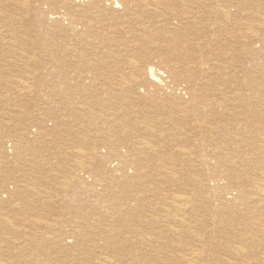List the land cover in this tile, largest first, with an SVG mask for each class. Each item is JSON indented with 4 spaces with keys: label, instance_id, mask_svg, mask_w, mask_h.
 Here are the masks:
<instances>
[{
    "label": "bare ground",
    "instance_id": "bare-ground-1",
    "mask_svg": "<svg viewBox=\"0 0 264 264\" xmlns=\"http://www.w3.org/2000/svg\"><path fill=\"white\" fill-rule=\"evenodd\" d=\"M259 79L264 0H0V264H264Z\"/></svg>",
    "mask_w": 264,
    "mask_h": 264
},
{
    "label": "rangeland",
    "instance_id": "rangeland-1",
    "mask_svg": "<svg viewBox=\"0 0 264 264\" xmlns=\"http://www.w3.org/2000/svg\"><path fill=\"white\" fill-rule=\"evenodd\" d=\"M239 47V50H238V55L239 56H243V57H245V55H246V53L245 54H241V53H243V51H244V46H238ZM236 65L238 66V67H248V63L247 62H242L241 63V60H239V61H237V63H236ZM251 69V71H252V76H255L256 78L258 77V75L255 73V70L254 69H252V68H250ZM163 79H165L166 80V78H163ZM180 82V83H179ZM264 81H263V79H259L258 80V83L259 84H262ZM182 84V85H185V82L184 81H182V80H180V81H176V82H174V83H171V82H169V83H167L168 85H170V86H174V87H178V86H181V85H179V84ZM172 84V85H171ZM166 88V87H165ZM262 89H264V85H262V87H261ZM54 98V97H53ZM32 99V98H31ZM26 100H29V98H26ZM171 100H173V99H171ZM170 100V101H171ZM170 101H168L167 103H170ZM174 101H177V100H174ZM167 103H164V107H161V109H160V105H157L155 108H153V106H152V104H150L149 103V108L152 110V111H154V110H158V111H165L164 113H166V114H169V108L167 109ZM46 104H47V102H46V100L44 99V101L42 102V103H39L38 105H37V103H34V104H32L31 105V108H33V109H31L30 108V112H31V114L33 115V116H35L36 117V115L38 116L37 118L38 119H40L41 118V116H47V113H44L43 115H40V117H39V114H37L38 113V109H42V111L43 112H46V109H47V107H48V104H47V106H46ZM147 104V103H146ZM141 105H144V103H142ZM36 107V108H35ZM166 107V108H165ZM159 108V109H158ZM164 108V109H163ZM163 109V110H162ZM151 111V112H152ZM2 112H6L5 113V115H3L2 116V114H0V119H2V118H6L8 115H11V114H15V113H17V114H20V113H18V112H11V113H8V111L7 110H2ZM8 113V114H7ZM108 113H112V111L111 112H109L108 110H107V112H106V115H108ZM25 115H28L26 112L24 113ZM20 115H23L22 113L20 114ZM110 115V114H109ZM116 119H117V117H116ZM119 121V120H118ZM55 122H56V116H54V117H52V118H50L49 116H47V117H45L44 118V121H42L40 124L38 123V121L36 122L37 123V126L42 130V131H44V132H46V137L48 136V137H50L51 139H53V140H51V142H47V141H45V143L43 144L42 142V144L41 143H39L40 142V140H38V143L36 144V145H34L38 150H37V156H38V159H40V160H38V159H36L37 160V162H45V157L47 156L48 158H47V160H48V162H50V163H54L55 162V158L54 159H52L51 157H52V153L53 154H55V149L57 148V141H58V138H60V131L57 129V127L55 126ZM109 122V121H108ZM111 122H113V123H111ZM111 124H116V123H118V122H116V120H111ZM42 123H44V124H42ZM39 124V125H38ZM9 126H11V128L10 127H6L5 128V131H4V133L0 136L1 137V139H0V141H4V140H9V139H12V138H14L13 136H14V133H16L19 129H21V127H22V125L20 126L19 125V129H18V127H15L14 126V124L12 125V124H10ZM28 128V127H27ZM18 129V130H17ZM31 129V127L29 128V130ZM44 129V130H43ZM4 130V129H3ZM105 130V129H104ZM16 131V132H15ZM52 131V132H51ZM52 134H51V133ZM56 132V133H55ZM57 136V137H56ZM49 138V139H50ZM55 139H56V141H55ZM46 140H48V138L46 139ZM58 143H59V141H58ZM69 144V146H68V148H71V151L73 150V148L75 147L74 145H73V143H71V142H69L68 143ZM39 145L41 146L40 147V149H39ZM50 146V147H49ZM74 146V147H73ZM44 150V151H43ZM46 150V151H45ZM48 151V152H47ZM50 151V152H49ZM42 153H45V154H42ZM42 155V156H41ZM75 157H74V156ZM50 157V158H49ZM72 160L74 161V159L75 158H77L78 156L76 155V154H72ZM44 158V159H43ZM79 159H81V160H83L80 156L78 157ZM1 160H0V183L2 182V184H3V182H5L6 184H7V188L8 189H10L11 188V186L9 185V183H10V181H5V179H10V180H12V178H13V176H24V175H26L27 173H29L30 172V170L32 169V170H37V169H33V168H31L30 167V165H28L27 164V162L26 161H24V160H19V162L18 161H13V160H10V159H8V160H5V159H3V158H0ZM50 159V160H49ZM73 161H71V162H69V163H63V165L65 166V168H68L69 169V172H67V173H57V172H50V174H53L54 175V177H55V183L54 184H52V185H48L45 189H42V188H39V191H36L35 192V194H33L32 192H29L28 194L32 197V198H36L38 195H43V194H46L45 192H49V193H51L52 194V196H54V197H59V196H64V195H66V194H68V193H73V187H69L66 191H64L61 187H60V184H61V181H62V179H64V178H69V177H71V170H73V167H71L72 165H73ZM27 166V167H26ZM5 167V168H4ZM8 167V168H7ZM15 167H17V168H15ZM7 168V169H6ZM9 169V170H8ZM28 169H30V170H28ZM32 170H31V172H32ZM37 171H39V170H37ZM8 172V174H6ZM10 172H14V173H10ZM41 172V171H40ZM37 173V172H36ZM32 174V173H31ZM9 175H11V176H9ZM34 175V174H33ZM35 176H37V175H35ZM43 176H44V178H48L50 175L49 174H43ZM2 177H7V178H5V179H1ZM21 180H23V179H21ZM18 184H23V183H18ZM2 196L3 197H5L6 195L5 194H2ZM4 199V198H3ZM58 199V198H57ZM58 200H61V199H58Z\"/></svg>",
    "mask_w": 264,
    "mask_h": 264
}]
</instances>
